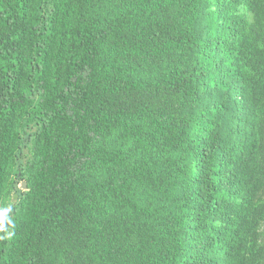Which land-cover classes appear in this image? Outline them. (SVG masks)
I'll return each mask as SVG.
<instances>
[{
    "label": "trees",
    "instance_id": "1",
    "mask_svg": "<svg viewBox=\"0 0 264 264\" xmlns=\"http://www.w3.org/2000/svg\"><path fill=\"white\" fill-rule=\"evenodd\" d=\"M26 146L0 264H264V0H0V197Z\"/></svg>",
    "mask_w": 264,
    "mask_h": 264
},
{
    "label": "rangeland",
    "instance_id": "2",
    "mask_svg": "<svg viewBox=\"0 0 264 264\" xmlns=\"http://www.w3.org/2000/svg\"><path fill=\"white\" fill-rule=\"evenodd\" d=\"M162 71V70H161ZM160 72L144 73L141 72L137 75L138 79L151 80L161 77ZM166 72V71H164ZM146 129H151L150 124L146 121H140ZM117 132H115L104 143V146L108 149L117 147L116 144ZM133 140H129L123 144V148L126 153L132 155L131 160L125 165H116L111 162L103 163L97 162L94 164L85 163L83 165V174L91 178L94 182L107 184L111 180L119 181L121 176L129 169L133 168L137 164H142L150 161L153 158L162 159L165 154L157 152L154 148H148L144 145L135 150V143ZM37 157L30 147L26 146L18 154L17 161H13L8 171V178L5 183L2 195L0 197V210L5 208H11L8 212L12 214L15 219H21L23 209V194L29 189L28 175L35 174L38 170ZM134 200L141 204L151 203L153 200L154 192L151 189L144 187L143 185H135V191H133ZM21 208V209H19ZM19 209V210H18ZM13 211V212H12ZM27 213V211H25Z\"/></svg>",
    "mask_w": 264,
    "mask_h": 264
},
{
    "label": "clouds",
    "instance_id": "3",
    "mask_svg": "<svg viewBox=\"0 0 264 264\" xmlns=\"http://www.w3.org/2000/svg\"><path fill=\"white\" fill-rule=\"evenodd\" d=\"M10 211H11V208H5L3 211H0V220L5 219L6 214ZM9 223H11V221H9ZM10 236H11V233H8L6 236L0 237V239H7V238H10Z\"/></svg>",
    "mask_w": 264,
    "mask_h": 264
}]
</instances>
